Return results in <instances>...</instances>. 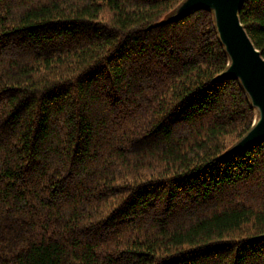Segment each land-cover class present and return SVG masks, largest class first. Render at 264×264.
Wrapping results in <instances>:
<instances>
[{
  "label": "trees",
  "instance_id": "obj_1",
  "mask_svg": "<svg viewBox=\"0 0 264 264\" xmlns=\"http://www.w3.org/2000/svg\"><path fill=\"white\" fill-rule=\"evenodd\" d=\"M182 1L0 0V264H264L255 112Z\"/></svg>",
  "mask_w": 264,
  "mask_h": 264
},
{
  "label": "water",
  "instance_id": "obj_2",
  "mask_svg": "<svg viewBox=\"0 0 264 264\" xmlns=\"http://www.w3.org/2000/svg\"><path fill=\"white\" fill-rule=\"evenodd\" d=\"M244 0H183L165 20L173 22L200 9L212 13L219 42L227 56L226 69L220 79H235L255 110L250 130L227 151L241 153L264 142V58L242 25L239 12ZM264 241V235L260 237Z\"/></svg>",
  "mask_w": 264,
  "mask_h": 264
},
{
  "label": "bare ground",
  "instance_id": "obj_3",
  "mask_svg": "<svg viewBox=\"0 0 264 264\" xmlns=\"http://www.w3.org/2000/svg\"><path fill=\"white\" fill-rule=\"evenodd\" d=\"M255 111V110H254Z\"/></svg>",
  "mask_w": 264,
  "mask_h": 264
}]
</instances>
